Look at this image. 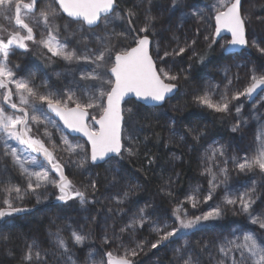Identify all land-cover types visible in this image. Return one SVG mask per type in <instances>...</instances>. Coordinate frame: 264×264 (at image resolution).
I'll return each mask as SVG.
<instances>
[{
	"label": "snow or ice",
	"instance_id": "6c2138e0",
	"mask_svg": "<svg viewBox=\"0 0 264 264\" xmlns=\"http://www.w3.org/2000/svg\"><path fill=\"white\" fill-rule=\"evenodd\" d=\"M55 8L49 6L48 9L40 10L43 18V28L47 30V35L41 32V38L37 39L34 29L30 26V15L37 9V0H0V17L10 19L14 16L15 24L21 29L26 30V34L21 31L8 33L7 37H0V89L3 94L0 95V161L4 158H10L12 165L18 169L21 176L26 179V187L22 190L18 185H11L0 189L3 191L4 198L0 200V220L14 214L30 211L24 204L28 195L35 196L37 205L44 203L48 199L47 189L53 187L58 189L59 195L56 197L59 201L67 202L78 199L83 206L89 203L87 198V188L81 190L65 174V163L61 162V157L57 152L67 154H76L79 159L75 161L76 167H83L86 163L95 164L97 161L107 163L115 156H120L122 150L129 155L134 154L131 147L124 148L122 143L124 110L122 103L125 97L134 95L144 102H152L155 105H162L166 98L178 88L180 79L187 80V73L191 69L183 70L184 75L174 74L171 69L165 70L158 66V63H167L166 57L182 56L190 47L187 42L181 46L177 40L176 47L171 51L165 50L160 55L159 43L155 45L156 59L153 58V41L150 38L154 35V21L156 17L150 14V9L145 16V24L138 30L132 24V18L136 15L129 9L125 16L116 14L118 7L117 0H54ZM151 5L152 0H148ZM214 13L215 27L204 37L207 43V49L204 52L196 53L200 63H203L208 52L216 43V37H221L222 32L230 33L231 38L225 40L220 45L224 53H231L237 47L249 46V39L246 34V19L241 11V0H215L210 6ZM59 11H58V10ZM196 9L195 11H191ZM22 10L24 15L22 16ZM169 10L173 13H183L184 18L196 17L203 20L205 13L199 10L197 5L188 3L187 0H169ZM60 12L66 13L68 17L73 18V23H84L91 27L107 26L114 21L126 23V28L118 35L128 39L131 37V43L123 47H116L110 43H104L97 50L88 46L84 41V48L79 52L75 48H70L68 42L60 41L53 33H58L60 25L56 22ZM250 21V15H249ZM67 29V25H64ZM97 39H100L97 37ZM42 46L51 54L52 58H60L63 61L72 63L73 61H86L95 67L91 72H82L78 80L71 81V86H65L64 89L53 91L47 86V82L40 85L31 86L34 73L28 78H17L16 72L18 65L9 67L8 59L10 49L14 46L17 49L28 50V42ZM134 44V46H132ZM195 41H192V45ZM252 46L264 54V48L253 40ZM111 77V78H109ZM238 79V77H237ZM224 88L219 85L210 84L204 90L194 97V102L201 107H206L216 113H229L232 101H239L241 97L248 100L255 99L254 94L264 93V67H253L250 78L242 88L231 89L232 95L229 96V88L233 81L227 79ZM82 81H91L81 85ZM14 86V88L12 87ZM43 88V91H40ZM77 92L80 95H77ZM17 96L19 102L13 100ZM217 98L214 99L213 97ZM261 102H264V95L260 96ZM12 110H18L19 114L10 115L6 107ZM235 113L239 116L242 112V103L233 105ZM91 110H95L94 112ZM129 111H131L129 109ZM31 113V117L30 114ZM49 113H54L62 127L55 119H52ZM257 119L259 117H256ZM33 124L30 125L29 120ZM91 121V123H89ZM247 123V121H243ZM33 125L36 126L37 133L40 132V125L45 126L42 135L32 134ZM48 128H55L59 133L61 145H57L52 139V134ZM69 129L73 133H80L86 137V142L90 144V149H85L82 145L73 144L64 135V129ZM240 130V123L233 125L231 131ZM189 131H193L189 129ZM204 135L203 132L196 130L195 140H199ZM129 140L132 138L129 137ZM183 139V137H181ZM9 141H15L16 146H12ZM249 155L243 157L229 155L226 153L225 146L213 148L210 154H206L204 160L207 166L203 169L210 175L209 188L201 197L200 188L196 186L192 192L186 196L185 201L179 203L173 209L172 215L175 217L174 224L167 221H151L147 212V206L139 209L130 222L121 228V233L126 231L135 232L137 228H142L145 223H149L156 239L149 244L147 240L136 243L135 247H123L122 254H114L112 251L106 253L107 259L96 260L95 253L90 250L87 253L89 264H138L136 257L146 254L145 245L149 249H157L161 245L167 246L177 238L188 236L193 231L204 230L211 225L218 226L226 214V208L231 207L236 211L239 205V212L246 214L252 224H258L261 230H264V213L254 214L252 207L258 196L256 193L257 181L255 176L264 180V124H261L257 130L254 147L248 150ZM219 157V159H218ZM42 158V159H41ZM71 162V161H69ZM149 160V163H152ZM231 162L234 169L240 173H253V179L249 186L242 191L229 185V168ZM213 167L218 169L213 171ZM0 170H6V167ZM258 170V171H254ZM118 171V169L116 170ZM54 173L55 175H51ZM115 179V177H114ZM92 191L96 190V183L93 180L89 186ZM223 188V195L219 202L214 201L216 190ZM43 190V191H40ZM13 193L15 197L13 198ZM171 195V192L168 193ZM128 192L123 193V199L118 203H123L127 199ZM213 201L208 210L201 211L200 214H189L184 208V203L191 204L192 208H197L201 203ZM118 211H122L118 209ZM71 230V240L74 246H83L88 236L82 234V230ZM60 229L57 233H49V236H55L54 244L56 252L51 253L56 258H62L61 264H77L74 259L75 252L70 247L69 242L60 235ZM179 234V236H178ZM233 238H225L218 245L222 256L228 261V264H264V231L247 232L241 236L232 234ZM108 237H105L107 240ZM118 239V238H117ZM39 249V243L33 239L28 246L27 251L21 257L25 264H31L34 260H40L41 252H33V249ZM176 253L185 256L183 264H199V259L191 250L188 241L176 248ZM203 251V249H201ZM49 255L44 252V264H47L46 257ZM219 264H224L220 261Z\"/></svg>",
	"mask_w": 264,
	"mask_h": 264
},
{
	"label": "trees",
	"instance_id": "16d2710c",
	"mask_svg": "<svg viewBox=\"0 0 264 264\" xmlns=\"http://www.w3.org/2000/svg\"><path fill=\"white\" fill-rule=\"evenodd\" d=\"M201 1L203 0H187L188 3L193 5H200ZM249 1L251 5V0ZM253 2L257 6L258 15L251 25L246 22L248 35L251 34V29L254 32L256 31L255 34L263 39L264 47V0H253ZM43 3L44 1L39 5L43 6ZM117 4V10L125 14L129 9L136 13L132 21L137 27L140 26L141 21L145 22V16L149 9L150 14L156 17L154 35L151 36L153 41L152 53L155 59L154 44L156 40L164 51H171L175 48L177 39L180 41L181 46H183L182 40L190 43L194 40L195 44L193 46L196 53L204 52L207 49V43L199 32V28H202L203 25L199 21L200 19L196 17L185 19L183 13H173L169 10V0H152L151 5H149L148 0H117ZM3 25L5 24L1 20L0 28H4ZM197 32H199L198 36ZM8 33L10 32L5 28L4 31L0 32V37L6 38ZM220 41L221 39H216V43L208 52L203 63H200L197 56H193V51L188 49L182 56L168 58L174 74L184 75L183 70L188 69L189 65H191V69L187 73V80L180 79L178 81V93L160 107H148L134 99L126 101L125 105L130 104L132 109L128 113L125 111L124 106L123 145L124 148L131 147L134 154L129 155L122 150L120 156H114L107 163L99 165L90 163L94 167L90 182L95 181L96 190L92 191L89 187L91 183L87 186L86 195L89 203L82 206L79 202L71 200L52 202L56 198L53 196L56 189L52 187L49 190L48 199L39 204L37 209L21 215L5 217L0 223V264H25L21 257L27 251L33 239L39 243V249L34 248L33 252L39 250L42 259L36 260L34 258L31 264H44L45 251L49 253L46 257L47 264H60V262H57L58 258L51 255L57 249L54 244L55 236H49V233L55 234L60 229V235L69 242L70 247H73L71 230L68 226L71 225L72 228L73 224L76 226L84 224L92 230L96 222L103 221V217L106 216L105 211L110 209L116 211L114 217L118 219L119 224L127 223L128 215L133 214L132 207L138 205L142 208L147 206V212L151 215L152 221L163 222L167 220L174 224L173 209L179 203L184 202L186 196L199 183L202 184L203 190L201 197L209 188L210 175L203 171L207 166V162L204 160L206 147L217 141L225 146L226 151L234 150L237 153L236 156L250 154L248 150L255 145L257 130L261 124H264V102L256 105V103H249L246 98L241 97L239 101H232V104H230L232 110L227 114L216 113L194 102V97L203 91L205 84L209 82L215 84L214 80L223 79L222 75L217 72L219 67L224 63L232 64L231 58L236 56L225 55L220 47ZM35 48L36 46L33 45L31 49L35 52ZM248 49L249 46L244 51ZM241 53L237 55H241ZM31 55L32 59H35L34 53H31ZM262 55H255L257 62H263L264 55ZM51 60L55 62L54 65L50 60L40 57L37 62L43 69H53L62 64V61H57V58ZM248 61L251 67L252 58L250 57ZM160 65L161 63H158V66ZM235 70H245V81L243 77L239 81L237 79L238 75H235L233 84L229 88L230 96L232 95L231 89L235 85L242 88L250 78L248 67L242 66L239 68L234 66ZM223 83L224 81H222ZM241 103L242 112L238 116L233 109V105ZM243 121H247V123L245 124ZM238 122L240 123V130L232 132L233 125ZM189 129L193 131L190 132ZM196 130L204 133L199 140L194 139ZM129 137L132 139L129 140ZM61 154L63 158L67 156L64 152ZM149 160L153 162L149 163ZM109 163L119 165L121 169L117 172L120 182L123 185L128 183L131 186L129 196L124 199L122 204L117 201L123 199V193L129 187L118 192L111 191V185L116 180L113 175L117 173H115V168L108 169L107 165ZM4 165L9 171L11 170V165L7 159H4ZM228 168L230 186L239 188L241 191L249 186V182L253 179L252 172L240 173L230 163ZM213 171L217 172L218 178H222L219 177L218 169L213 167ZM67 172L70 175L71 171L68 170ZM72 176L79 181H83V179L86 181L85 174H81L75 169ZM255 179L257 184L254 195L258 198L252 207V211L254 214H259L261 207L264 206V180L258 174ZM169 191L171 195L168 194ZM223 191L222 187L217 189L213 200L219 202ZM112 193H114L113 196ZM212 203L213 201H208L199 204L200 211H193L191 204L186 202L183 206L189 214H200L201 211L208 210L209 205ZM24 204L26 206L37 205L33 197L30 201H24ZM118 209L122 211H118ZM121 212H125V214L120 216L118 213ZM246 221L250 220L246 214L239 212V205L236 206L235 212L231 207H228L223 220L219 222L218 226L211 225L204 230L193 231L188 236L177 238L174 242L168 243L167 246L163 245L159 249L148 248L147 255H140L136 257V260L138 264H183L184 259L187 258L186 255L180 256L175 250L182 246L185 241H188L191 250L199 259V264H215L212 252L217 248V233L222 228L230 225H246L244 224ZM149 223H145L142 228H137L135 232H131L127 236H139L150 244L156 239V235L149 227ZM251 225L254 232L264 231L259 228L258 224ZM109 240L115 242L117 237H111ZM114 245L116 244L113 243L112 246ZM112 246H110L108 240L99 245L106 259L108 251H112L114 254H122L120 247L112 249L110 248ZM73 251L76 259L83 257L82 249L74 246Z\"/></svg>",
	"mask_w": 264,
	"mask_h": 264
},
{
	"label": "rangeland",
	"instance_id": "374dc122",
	"mask_svg": "<svg viewBox=\"0 0 264 264\" xmlns=\"http://www.w3.org/2000/svg\"><path fill=\"white\" fill-rule=\"evenodd\" d=\"M42 1H44L43 6H40L39 3H41ZM26 2H28V0H26ZM214 3H215V0H203V1H201L200 5H197L199 10H202L205 13V18L203 20H201V19L199 20L201 23H203L202 28H199V32L202 35L203 39L206 35L211 33V31L215 27V20H214V18H212V17H214V13L211 12V8H210V6ZM37 5H39L42 8L37 6L39 8V12L37 11L35 13L29 14L30 20H26V22L30 23V26H32L34 29V33L36 34L37 39H40L42 31L44 32L45 36L47 35V30H45L43 28V18L40 15V10L48 9L49 6L55 8L56 5L54 3V0H37ZM192 10L195 11L196 9H192ZM115 11H116L117 15H120V16L126 15L125 13H123L120 10L116 9ZM242 13L245 15L246 22L250 23V25H251L252 22L256 19L257 15H258L257 6L253 2V0H251V5H250L249 0H244V4L242 7ZM24 14H25L24 10H22V16ZM249 15H250V21H249ZM1 20L4 22L5 25H3L4 28H0V32L4 31V29L6 28V30H8L10 33L14 32V31H21V34H26V30L21 29L18 25L15 24L14 16L10 19L0 17V21ZM72 21H73L72 18H69V17L65 16L62 12H60V14L56 20V22L60 25V30L58 33H53V34L56 35L57 39H59L60 41L66 40L68 42L70 48H75L78 52L84 48V41H86L88 46L94 50L99 49L101 47V45L104 43H110L112 45H115L118 48L123 47L125 44L131 43V37L130 36L128 37V39H125L124 37H121L118 35L119 33L123 32L125 30V28H126L125 22L114 21L113 23H111L107 26V29H105L104 25H101L100 27L90 28L84 23H73ZM132 24L135 28L137 27V25L135 26L133 21H132ZM144 24H145V22L141 21L139 24L140 26H138L136 29H139ZM64 25H67V29H65ZM199 32H197V36L199 35ZM255 32L253 31V29H251V34L248 35V39L250 41V44H249V49L247 51H244L243 53H241V55L236 54V56L234 58H231V61H233L232 64L224 63L222 66L219 67V70L217 72L220 75H222L223 79L214 80L215 84L220 86V89H218L217 91L223 89L225 84L227 83L226 75H227V79H231L232 81H233V78L235 75H238L239 81H241L242 77L244 78V81H245V75H244L245 70L244 71H240V70L234 71V66H238L239 68L242 66H246V67H248L250 73H251L253 67H255L257 69L263 67L264 58H263V62H257V58L255 56L257 54L262 55V53H260L258 51V49L253 47L251 44V42L253 40H255L261 48H264L263 43H262L263 39L259 38V36L255 34ZM97 37H99L100 39H97ZM225 40H228V38L223 37L220 41V45L223 44L225 42ZM182 42H183V46H184V43L187 42L188 45H191L190 47H188V50L194 51L195 47L192 45V43L185 41V40H182ZM28 44H29V49L27 52H25L26 50L17 49L14 46H12V48L10 49V56L8 59V65H9V67H12L13 65L19 66V70L16 72L17 78H28L31 74L34 73L35 75H34V78L32 80L31 86L35 87L36 85H40L42 82L46 81L47 86L49 88H51L53 91H55L57 89H64L65 86L70 87L71 86L70 82L73 81L74 79L78 80L79 75L82 72H91L92 69L95 67V65H92V64H90L86 61H83V60L78 61V62L73 61L72 63H68L66 61H63L60 58H57V61L58 60L62 61V64L59 67H56L53 69H43L40 66V64L37 62L38 58L40 57L42 59L45 58V59L49 60V57L51 56V54L48 53L47 50L45 48H43L42 46H38L37 44H34L30 41L28 42ZM156 44H157V40H156V43L154 44L155 56H156V48H155ZM33 45L36 46L35 52L33 49H31L33 47ZM159 48H160V55L162 56L164 49L161 47L160 44H159ZM30 52L32 54L34 53L35 59H32V55ZM250 57L252 58L251 67L249 66L250 62L248 61L250 59ZM168 58L169 57L165 58L167 63H161L160 67H164L165 70L171 69V72L173 73L172 68H171L172 66L169 63ZM57 61H56V63H57ZM0 62H2V58H0ZM51 63H52V65L55 64V62H53L52 60H51ZM109 78H111V77H109ZM222 81H224L223 84H222ZM87 83H92V82L91 81H82L81 85L87 84ZM209 85H210V82L208 84H205L204 88L206 86H209ZM12 87L14 88V86H12ZM234 88H239V86L235 85ZM43 90H44L43 88H40V91H43ZM3 91H4L3 89H0V95L3 94ZM77 95H80V93L77 92ZM261 95H264V93H260L252 102H250L248 99H247V101L249 103H256V105H259L261 103V100H260ZM213 98L216 99L217 97L214 96ZM13 100L17 103L19 102L18 97L15 95L13 96ZM129 109L131 110L132 107L130 106V104H126L125 105V111L130 113ZM6 111L10 115L19 114L18 111L11 110L8 107H6ZM91 111L94 112L95 110H91ZM29 115L31 117V113ZM49 115L51 116L52 119H55L50 113H49ZM29 123H30V125L33 124L31 119L29 120ZM57 123L60 124L58 121H57ZM89 123H91V121ZM61 127H62V125H61ZM44 130H45V126L40 125V132L37 133L36 126L33 125V133L32 134L40 135L41 139H45V143L47 145L49 142L42 135ZM48 131L51 132L52 139L56 142V144L61 145L62 141L59 140L60 133L55 128H48ZM64 135L67 136V139L71 143L79 144V145H82L85 149H89V145L84 139L70 135L65 129H64ZM9 143L12 144V146H14V147L16 146L15 141H9ZM221 145H222L221 142L214 141L212 144H210L208 147L205 148V156H206V154H210L211 150L213 148L220 147ZM61 153L62 152H57V155L62 158L61 162L65 163L66 175L69 177L70 180L73 181V183L78 188H81V190H84L85 188H87V186L92 182V181L90 182V179L93 177L94 167L91 166L90 163L84 164L83 167H76L75 161L77 159H79V157L76 154L65 153V154H67V156H65V158H63V155ZM226 153L229 155H236L237 154L234 152V150L226 151ZM243 156H245V155H242L240 157H243ZM4 159H7L9 161V163L11 165V170L9 171L7 168H6V170H0V189H3L4 187H10L11 185H18L23 190L26 187V179L23 176H21L18 169L12 165L10 158H4ZM4 159L2 161H0V169H3L6 167L4 165ZM218 159H219V157H218ZM69 161H71V162H69ZM229 163L231 164V162H229ZM107 166H108L109 170H112L114 168H115V170L121 169L118 164H110L109 163ZM74 169L77 172H80L81 174H85L86 181L84 179H83V181L82 180L79 181V180L75 179V177L72 176ZM68 170L71 171L70 175L67 172ZM115 173H117V174H114L113 178L116 177V180L111 185V191L112 192H118V191H122L123 189L129 187V189L125 190V192H128V196H129V190L131 189L130 184L127 183L126 185H123L119 180L118 172L116 171ZM51 175L54 176L55 174L52 173ZM197 186H199L200 195H202V192H203L202 187H201L202 184L199 183ZM51 188L52 187H49L47 189V194H49V192H50L49 190ZM54 189H56V188H54ZM40 191H43V190H40ZM4 195L5 194L3 193V191H0V200H2L4 198ZM12 195L14 198L15 193H13ZM58 195H59V192H58V189H56V191L53 192V196L57 197ZM113 195H114V193H112V196ZM32 197L35 198V196H32V195L26 196L25 201H28V200L30 201ZM71 201L79 202L78 199L71 200ZM132 208H133L132 213L135 215L138 213L139 209L142 208V206L138 205V206L132 207ZM192 210L193 211H200V207H197L195 209L192 208ZM260 213H264V206L261 207ZM115 214H116V211L113 209L112 210L110 209L109 211L108 210L105 211L106 216H104V217L102 216L104 218L103 221L101 220L102 221L101 222L99 220V222L98 223L96 222L95 225L93 226V229H92L93 233H92L91 228L86 227V225H84V224L78 225V226L73 224L72 229H76L78 231L82 230V234H85L88 236V239L86 240V242L83 246H76V247L83 250V257L82 258L76 259L74 257V259H76V261H77V264H89L88 259H87V253L90 250H92L95 253L94 258L96 260H100V259L106 260V258L102 254V251H101L99 245L104 244L107 240H108L110 246H112L113 243L116 244V245L110 247L112 249H114L115 247H120V246L135 247L137 242L144 241V239H141L139 236H135V235L127 236V234H130L131 231H126L124 233H121V231H120L121 228L125 227V225H127L130 222V220L134 216L133 214H130V216L128 215L127 223H122V224H119L118 219L116 217H114ZM118 214L121 216V215H124L125 212H121ZM191 214H193V213H190V215ZM151 221H152V217L150 215V222ZM165 221H167V220H165ZM167 222L172 224L169 221H167ZM244 224H246V225H241V224H238L235 226L230 225L226 228H222L221 231H219L217 233V235H216V239L218 241L217 248L215 250H213V252H212V257H213L215 264H219V262L222 260L224 261V264H228V261L222 256V254L220 253L219 248H218V245L221 241H223L225 238L232 239L233 233L241 236V238H242L243 234H245L249 231L254 232L253 226L251 225L252 223L250 221H246V222H244ZM106 236L108 237L107 240H105ZM111 237H114V238L117 237L118 239L115 242H112L111 240H109ZM146 246H147V244L145 245L146 253H147V249L149 248V246H147V247ZM162 246L163 245H161L160 247H162ZM123 247H120L121 251H123ZM160 247H158L157 249H159ZM141 255H144V254H141ZM61 260H62V258H59V259H57V262H60V264H61Z\"/></svg>",
	"mask_w": 264,
	"mask_h": 264
},
{
	"label": "water",
	"instance_id": "95a60500",
	"mask_svg": "<svg viewBox=\"0 0 264 264\" xmlns=\"http://www.w3.org/2000/svg\"><path fill=\"white\" fill-rule=\"evenodd\" d=\"M242 7H243V0H241V11H242ZM65 16H67V14L66 13H63ZM243 14V13H242ZM68 17V16H67ZM69 18H71V17H69ZM73 19V18H72ZM87 25V24H86ZM88 26V25H87ZM89 27V26H88ZM91 28H94V27H91ZM246 34H247V37H248V30H247V24H246ZM223 37H227L228 39H230L231 38V35H230V33H226V32H222L221 33V37H216V39H218V40H220V39H222ZM151 38V37H150ZM152 39V38H151ZM134 46V45H133ZM247 48V46L245 47V46H241V47H237V48H235L234 50H232V52L229 54V53H224L225 55H236V54H239V53H241L242 51H244L245 49ZM153 58L155 59V57L153 56ZM178 90H179V85H178V88L176 89V90H174V92L173 93H171L170 95H169V97L168 98H166V101H168L170 98H172L173 96H175L177 93H178ZM260 94V90H258V92H257V94H254V97L256 98L258 95ZM129 99H134V100H136V101H138V102H140V103H142V104H144V105H146V106H148V107H160L161 105H155V104H153L152 102H144V101H142V100H140L139 98H137V97H135L134 95H129V96H127V97H125V100H124V102L122 103V109L124 110V106H125V103H126V101L127 100H129ZM254 100V99H253ZM253 100H249L250 102H252ZM165 101V102H166ZM164 102V103H165ZM163 103V104H164ZM162 104V105H163ZM7 107V106H6ZM9 108V107H8ZM12 110V109H11ZM14 111H18V110H14ZM61 125H62V122L61 121H59V118L58 117H56L55 116V114L54 113H50ZM90 122V121H89ZM124 126V125H123ZM65 130L70 134V135H72V136H75V137H80V138H82V139H84L85 141H86V137H83V135L82 134H80V133H73V132H71V130H69V129H66L65 128ZM122 136H123V132H122ZM122 143H123V140H122ZM88 145H89V149H90V144L88 143ZM115 156V154H113V157ZM102 163H105L104 161H97L94 165H99V164H102ZM65 174H66V172H65ZM52 202H59V200L58 199H56V198H54L53 200H52ZM38 206L39 205H36V206H27L29 209H30V211H32V210H35V209H37L38 208ZM30 211H27V212H30ZM27 212H23V213H18V214H14V215H21V214H24V213H27ZM5 218H3L2 220H0V223L4 220Z\"/></svg>",
	"mask_w": 264,
	"mask_h": 264
},
{
	"label": "flooded vegetation",
	"instance_id": "af4514ba",
	"mask_svg": "<svg viewBox=\"0 0 264 264\" xmlns=\"http://www.w3.org/2000/svg\"><path fill=\"white\" fill-rule=\"evenodd\" d=\"M38 7H40L39 5H37ZM37 7V9L36 10H34L33 11V13H35V12H37V11H39V8ZM248 47V46H247Z\"/></svg>",
	"mask_w": 264,
	"mask_h": 264
}]
</instances>
